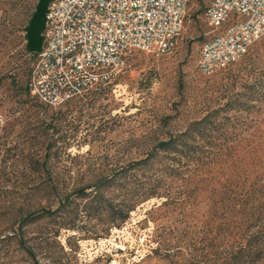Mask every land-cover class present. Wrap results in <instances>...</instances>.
Masks as SVG:
<instances>
[{"label": "trees", "instance_id": "1", "mask_svg": "<svg viewBox=\"0 0 264 264\" xmlns=\"http://www.w3.org/2000/svg\"><path fill=\"white\" fill-rule=\"evenodd\" d=\"M25 54L35 61L26 48ZM31 71L21 89L10 77L15 93L3 103H11L18 116L2 125L0 142V240L14 247L20 261L39 264L50 240L62 254L61 231L83 240L107 236L139 205L156 199L160 204L148 214L163 209L191 214L203 206L217 220L215 230L191 248L154 237L155 247L140 261L117 264H263L264 168L256 154L264 141V71L181 131L142 138L122 162L88 161L63 169L51 162L62 152L49 145L41 113L47 107L30 99ZM39 224L50 229L32 235Z\"/></svg>", "mask_w": 264, "mask_h": 264}, {"label": "rangeland", "instance_id": "2", "mask_svg": "<svg viewBox=\"0 0 264 264\" xmlns=\"http://www.w3.org/2000/svg\"><path fill=\"white\" fill-rule=\"evenodd\" d=\"M211 1L192 0L188 4L180 36L170 53L132 52L125 68L110 83L95 85L69 104L41 112L47 117L43 125L49 127L51 149L62 152L52 163L63 169L88 161L102 165L122 162L131 151H137L142 138L181 131L260 76L264 71V36L225 70L210 76L198 71L200 49L215 34L203 16ZM37 2L0 0V142L2 125L18 116L12 113L11 103H3L5 95L15 93L10 77L16 89L26 87L34 61L25 54V28ZM30 99L36 101L32 95ZM260 133L264 134V125ZM256 156L264 168V141ZM159 204L156 199L142 203L120 229H112L97 240H83L76 233L61 231L57 241L63 247L62 254L50 240L38 255L39 264H53L57 257L60 264L137 262L155 247L154 237L191 248L215 230L217 220L203 206L186 215L170 209L148 214ZM46 229L50 226L39 224L32 235ZM0 264L28 263L20 261L12 245L0 240Z\"/></svg>", "mask_w": 264, "mask_h": 264}, {"label": "built area", "instance_id": "3", "mask_svg": "<svg viewBox=\"0 0 264 264\" xmlns=\"http://www.w3.org/2000/svg\"><path fill=\"white\" fill-rule=\"evenodd\" d=\"M192 0H53L30 75L31 95L60 108L121 72L132 52L170 53ZM198 71L210 76L243 57L264 36V0H212Z\"/></svg>", "mask_w": 264, "mask_h": 264}, {"label": "water", "instance_id": "4", "mask_svg": "<svg viewBox=\"0 0 264 264\" xmlns=\"http://www.w3.org/2000/svg\"><path fill=\"white\" fill-rule=\"evenodd\" d=\"M53 0H38L35 11L25 28V48L29 54H38L43 45L47 7Z\"/></svg>", "mask_w": 264, "mask_h": 264}]
</instances>
